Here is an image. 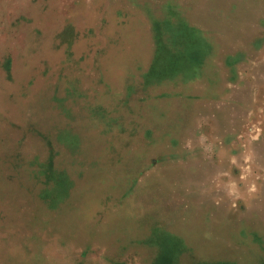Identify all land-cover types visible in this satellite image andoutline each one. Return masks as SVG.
Listing matches in <instances>:
<instances>
[{"label": "rangeland", "instance_id": "obj_1", "mask_svg": "<svg viewBox=\"0 0 264 264\" xmlns=\"http://www.w3.org/2000/svg\"><path fill=\"white\" fill-rule=\"evenodd\" d=\"M0 264H264V0H0Z\"/></svg>", "mask_w": 264, "mask_h": 264}, {"label": "crops", "instance_id": "obj_2", "mask_svg": "<svg viewBox=\"0 0 264 264\" xmlns=\"http://www.w3.org/2000/svg\"><path fill=\"white\" fill-rule=\"evenodd\" d=\"M171 13H173V11H171ZM154 26L153 29L155 31L154 33V37L155 39L158 38V20H155L154 22ZM159 54V52H158ZM178 55L176 56V60L180 61L179 58H177ZM155 62L153 63V66H151L152 70H149V73L156 70V64L158 63V57L155 58ZM180 77V76H179ZM78 142H77V146H78ZM5 155L7 156H14L13 153H8L5 151ZM62 155L60 156V158H56V156H51L48 159L47 165H50V173L53 175V186L51 187V194L49 195V200L51 202V205L55 206L57 205L59 202L64 201V199H66L69 196V192L72 188V184L74 183V177L71 176L72 173H74V168H75V161H72V157H73V152L70 151L69 149H65L63 153H61ZM81 163V160L79 159V157L77 156V167L79 166V164ZM193 162H190V164H192ZM174 167H180L179 165H172ZM137 168V167H133ZM132 169V170H133ZM80 170H78L77 168V180L81 177V174H79ZM132 172V171H131ZM138 173L140 175H142V171L140 168L134 169V171L132 172L134 173ZM141 172V173H140ZM170 173H173L172 171ZM186 173L182 172V173H178L176 175H170V179L169 181H167L166 183V174L165 173H159V175H153L155 176V178H151L152 174H148L147 177L144 180V183H148L152 182L154 185H156V190L157 192L164 190L166 188H168L169 190L175 191L173 196L175 194H177V192L181 191L184 188H191L190 186H192V181L195 182V180L193 179H189L188 177H186ZM149 179V180H148ZM139 181V180H138ZM137 181V182H138ZM136 182V184H138ZM143 182V181H142ZM145 183V184H146ZM134 185V184H133ZM192 189V188H191ZM178 195V194H177ZM152 197L155 195H151ZM171 196V197H173ZM148 197H150L148 195ZM171 200V199H170ZM167 230L161 226L158 225H151L149 228V231L146 235H144L142 238L141 236L138 237V240H140L139 242H141L142 244L147 242L151 245H149L150 247H152L153 252H154V259L155 262H158L159 260L157 259V256L159 253L162 252V250H166L169 248L168 243H173L174 245L179 243V244H184V240L179 236L176 235L172 232L169 231H164Z\"/></svg>", "mask_w": 264, "mask_h": 264}, {"label": "trees", "instance_id": "obj_3", "mask_svg": "<svg viewBox=\"0 0 264 264\" xmlns=\"http://www.w3.org/2000/svg\"><path fill=\"white\" fill-rule=\"evenodd\" d=\"M50 165H47L44 167V171L45 172H41L42 174L44 173L46 175V178H47V181L52 183L49 187L47 186V188L43 189L41 191V195L43 198H46L44 196H46L48 194V196L51 194V187L53 186V175L50 173V168H49Z\"/></svg>", "mask_w": 264, "mask_h": 264}]
</instances>
